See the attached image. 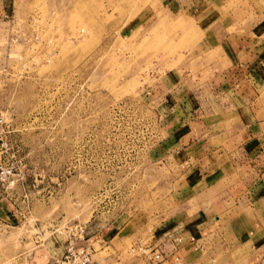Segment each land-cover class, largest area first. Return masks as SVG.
<instances>
[{"label":"rangeland","instance_id":"374dc122","mask_svg":"<svg viewBox=\"0 0 264 264\" xmlns=\"http://www.w3.org/2000/svg\"><path fill=\"white\" fill-rule=\"evenodd\" d=\"M2 1L0 171L13 174L0 180V264H58L70 240L101 264H141L131 246L152 241L183 191L179 163L158 155L164 120L182 121L183 87L224 68L209 40L218 9Z\"/></svg>","mask_w":264,"mask_h":264},{"label":"crops","instance_id":"0c3cea01","mask_svg":"<svg viewBox=\"0 0 264 264\" xmlns=\"http://www.w3.org/2000/svg\"><path fill=\"white\" fill-rule=\"evenodd\" d=\"M171 1L167 6L178 12L218 9L223 23L209 40L222 52L224 68L183 87L174 109L182 121L171 127L164 120L167 134L158 155L179 163L183 191L151 242L166 254L160 264H174L173 254L182 264H264L261 0H246V7L239 6L245 0ZM4 10L0 0V19Z\"/></svg>","mask_w":264,"mask_h":264},{"label":"built area","instance_id":"2783aa9c","mask_svg":"<svg viewBox=\"0 0 264 264\" xmlns=\"http://www.w3.org/2000/svg\"><path fill=\"white\" fill-rule=\"evenodd\" d=\"M4 10L2 14V19H9L12 16ZM13 12V11H12ZM38 15H33L30 17V24L34 27L37 26ZM83 32V30H81ZM36 39V37H35ZM49 44L52 43V40L47 41ZM12 170L8 168H3L0 171V180L4 181L10 175H12ZM81 232L83 229H80ZM130 253L140 259L141 264H160L165 259V252L159 249V247L152 242L149 243H138L131 246ZM174 264H182L180 257L173 254ZM58 264H98L97 261L93 258L92 253L88 247L85 246H75L73 241L70 240L68 245L63 253L61 260H56Z\"/></svg>","mask_w":264,"mask_h":264}]
</instances>
